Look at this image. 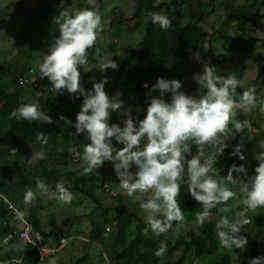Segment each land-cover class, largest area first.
I'll list each match as a JSON object with an SVG mask.
<instances>
[{"label": "clouds", "instance_id": "clouds-1", "mask_svg": "<svg viewBox=\"0 0 264 264\" xmlns=\"http://www.w3.org/2000/svg\"><path fill=\"white\" fill-rule=\"evenodd\" d=\"M150 16L152 23L158 24L162 31L172 27V21L166 15L152 12ZM53 23L58 25L59 34L47 53H43V62L39 69L31 68L39 71L40 79L47 78L50 81L52 85L50 89L56 95L67 90L76 99L83 97L74 124L67 117L60 116V121L76 129L75 135L87 134L89 143L84 145L81 157L83 173L98 170L105 162H110L119 180V187L128 197L135 196L140 200V208L145 214L147 225L145 234L150 229L156 236L168 233L173 229L174 223L177 231L186 227L185 216L177 199L180 194V182L183 181L185 174L188 178V191L202 208V211L196 214V220L200 225L211 219L212 209L219 205H227L229 200L237 197V193L229 185H236L239 182L243 207L236 213L234 220L222 216L215 224V234L222 247L245 250L248 238L241 235V228L251 222L247 214L264 207V154L256 157L259 165L255 166L254 170L250 171L243 164L240 166L234 164L227 176L220 175L213 168V160L217 155L215 151L210 153L203 163L201 157L209 146L218 148L219 155H222L228 147L222 137L230 135V138L234 139L235 135L242 133L244 129L252 130L250 121L236 119V109L243 107L251 110L255 106V89L248 88L238 93L237 88L241 86L242 81L234 74L227 77L218 76L215 67L204 64L203 72L195 73L193 77L199 86L197 95H189L182 91L181 81L185 78L179 81L160 77L151 88L144 84L143 87L148 89L146 115L136 121L132 115L133 108L126 105L120 93L110 96L106 91L108 77L93 83L91 91L83 87L80 69L85 70L89 66V49L96 45L98 39H103L102 16L99 10L84 8L72 13L62 11L54 17ZM202 48L205 52L210 49L207 43ZM99 55L100 50L97 48L96 56ZM118 67L113 59L103 58L100 60L98 70L106 72L108 69L118 70ZM16 85L18 87L17 83ZM155 93L158 95H154ZM166 94L171 95L170 101L165 99ZM261 111H264V107ZM112 113L124 117L121 122L123 126L110 123ZM10 117L17 120L41 121L48 125L54 123L53 119L34 103L23 104L13 109ZM230 122L234 124L235 132L230 133L228 127ZM113 141L123 147L117 149ZM193 144L196 147L195 155L192 153ZM243 147L242 140L233 151V156H238L241 161L246 159L242 152ZM17 153V149L11 148L12 155ZM43 159L44 154L41 152L32 155L28 162L31 165ZM133 166L135 172L132 171ZM249 173L255 174L250 176ZM241 174L247 179H241ZM36 183L38 190L47 191L44 181L37 179ZM105 185L113 194L107 192ZM103 189L108 196L115 198V192L109 183L105 182ZM0 193L13 203L6 191L0 189ZM149 193L151 195H148ZM35 198V193L29 189L24 196L25 205L31 204ZM55 198L62 204H67L71 203L74 196L63 182H57ZM1 205L5 211L3 197L0 198ZM218 211L228 213L230 208L219 207ZM0 219L2 222L0 227L4 228L5 233L4 238L2 237L5 246L15 241L23 244V251L15 257L9 259L0 257V262L5 264H23V257L29 246L38 250L39 264H58L53 258L59 256L71 239L92 243L79 234L64 238L59 243L53 242L51 238L43 235V230L35 226L32 217L34 228L41 233L46 245L59 247L66 241L62 249L42 261L37 247L16 238L6 241L10 229L3 225L5 214L0 216ZM104 243L103 240L102 244ZM166 250L167 245L161 242L155 255L163 257ZM107 262L110 264L108 258ZM249 264H264V256L250 259Z\"/></svg>", "mask_w": 264, "mask_h": 264}, {"label": "trees", "instance_id": "trees-1", "mask_svg": "<svg viewBox=\"0 0 264 264\" xmlns=\"http://www.w3.org/2000/svg\"><path fill=\"white\" fill-rule=\"evenodd\" d=\"M174 2L170 3H157V0H136V5L134 7L133 14L130 18H127L121 9L115 10L116 13V24L124 25L127 28V34L129 35L132 31L131 24L128 22L131 18L137 20V24L142 22L143 18H146L145 23V34L141 42L138 44L139 50L132 52L129 51L121 59L120 66L118 70L110 69L104 76L97 77L92 83L83 86L86 90L91 91L93 83L100 82L105 77L109 78V83L105 85L106 91L110 96H115L120 93L123 100L134 99V109L133 118L136 120L138 116L137 113H143L146 115L147 110V90L143 87L144 84L149 86L155 84L157 79L166 76L171 71H177L181 66H183L187 60V57L192 52H199L200 56L204 59H210L212 64L210 66L216 68L218 60L221 58H216L214 52V39L219 34L221 38L227 43L226 51L230 53L231 56L242 55L249 56L252 55L255 50L262 45V50L259 51L255 56V61L259 70V76L257 78V83L260 86H264V41L256 37H251L248 39H237L231 38L220 32L210 33L202 25L201 22L204 18L203 13L200 15L192 14L189 17H179L173 12ZM177 4V2H176ZM97 9V5H95ZM101 8V6H100ZM40 13L35 16L28 24L24 31L17 37V42L22 44L30 39H35L38 42V47H42L44 50L41 52L40 57L43 58V53H47L49 47L54 43L56 37L59 34L58 25L53 23L54 17L58 16L62 10H54L49 5L41 6ZM159 12L166 15L172 21V27L167 31H162L158 24H153L151 20L150 13ZM133 20V21H135ZM132 21V22H133ZM129 24V25H128ZM24 40V41H21ZM207 43L209 45V50L205 52L203 50V45ZM112 46V41H108V47ZM98 47L94 46L88 51L89 62L93 58V54L96 52ZM217 60V61H216ZM216 63V64H215ZM241 64V63H240ZM240 69L233 68L232 71L237 75L245 73V66L238 67ZM29 69L28 65H24L17 71L20 74L25 73ZM185 70L177 75L176 80L181 81L184 78ZM231 71V70H230ZM231 71V72H232ZM13 93H9L4 86H0V117L2 120V125L0 129L5 132L0 136V149L3 152L10 154L9 161L0 162V184L8 185V182L15 181L21 186L22 194L14 195L13 192H7L11 201L18 205L21 209H28L31 211L28 205L24 203L25 193L28 188H32L31 191L35 193L37 188V179L44 181L46 186L56 185L57 182H63L66 185L71 184L69 188L73 191H81L84 196L94 199L99 202L98 198L95 196L93 191L94 187L97 186L96 183L90 190H87L83 185H79L76 181L74 184V179H76L80 168L75 167L71 164L70 156L66 153L62 147L61 142L68 146L84 147L85 144L89 143L87 139V134L75 135L76 129L70 124H66L60 121V116L63 115L70 119L73 124L75 123L76 116L79 113L82 103H70V98L72 95H65L63 93L56 95L54 92L48 94L46 97L34 98L32 102H26L23 99L24 90L17 88ZM244 87L241 85L237 88L238 93L244 91ZM158 95V94H157ZM83 101V100H82ZM37 104L41 111L48 114L54 121L53 124H44L41 121H26L17 120L10 117L13 109L19 108L23 104ZM138 109V110H137ZM262 137L264 138V132L260 129ZM45 140L47 141L45 143ZM191 143V142H190ZM258 144V142H256ZM114 147L120 149L123 145L113 141ZM253 144V152H256L259 148ZM11 148L18 150L16 155L11 154ZM31 149H40L38 153L44 154V159L39 160L34 164H29V153ZM212 147L209 146L206 149L208 154L212 151ZM258 148V149H257ZM245 149V146H244ZM217 153L216 157L219 158V150H215ZM259 152V150H258ZM193 155L196 154V147L192 146ZM223 153H228L224 150ZM201 157V162L206 160V156ZM45 157L51 159L54 165L47 163ZM191 159V157H188ZM221 161H217V164ZM73 163V162H72ZM252 166V165H251ZM249 167V170H254V167ZM220 175L225 176L228 174L227 170H222L218 167L216 170ZM97 181H100L99 187H103V184L107 182L106 178H101L94 176ZM13 179V180H12ZM81 182L85 185L89 182V179L81 178ZM78 184V185H77ZM180 194L177 197L180 207L184 215L196 214L202 211L201 205L198 204L190 195L188 191V178L185 174L183 181L180 182ZM79 187L80 189H78ZM13 195L15 198H13ZM98 205L100 203H97ZM219 207V206H218ZM213 209L215 212L218 210ZM114 217L110 218L105 214V218L101 221L94 220L92 215H87L90 218L91 233L90 237L93 241H103L102 235L106 231L107 225L116 222V246L113 247L111 252L113 253L110 257V264H159V259L155 252L160 246L161 240L166 234L160 236H155L156 241L153 237L152 231L145 234V228L147 225L143 223L142 219L138 216V211L131 212L128 209L122 210L117 206L111 208ZM109 212V211H108ZM5 211L3 206H0V216L4 215ZM81 216L65 218L62 222H58L51 219L49 226L51 230L49 232L43 231V235L46 238H51L53 242L59 243L62 239L68 238L72 235L73 222L79 220ZM196 220V218L194 219ZM264 220V218H263ZM197 221V220H196ZM35 226L39 228V223L34 220ZM175 224V223H174ZM200 231L198 233H192L188 239L181 238L175 244L174 250L179 247H183L179 258L170 264H185L188 256L193 254L196 257L213 256L218 253L221 249V245L215 234V224L211 221H205L203 225H200ZM133 230L132 235L134 237L129 239V243L123 248L121 244L123 240L130 232ZM4 228L0 227V238L5 234ZM241 235L248 238V244L246 249H248L254 258L264 256L262 248L264 247V235L258 240L251 239L250 234H248L246 229L241 228ZM153 237V238H152ZM158 237V238H157ZM169 239V238H168ZM167 239L168 244H171ZM116 249L119 251L116 252ZM110 252V253H111ZM169 254V253H167ZM5 259L11 258L10 253H5ZM39 252L36 248L29 246L23 257V264H39ZM89 260L88 255L78 257L77 261L69 262L72 264H85ZM230 257L224 255L221 262L217 264H229ZM167 264V263H166ZM169 264V263H168Z\"/></svg>", "mask_w": 264, "mask_h": 264}, {"label": "rangeland", "instance_id": "rangeland-1", "mask_svg": "<svg viewBox=\"0 0 264 264\" xmlns=\"http://www.w3.org/2000/svg\"><path fill=\"white\" fill-rule=\"evenodd\" d=\"M171 1L174 2L173 5L176 6V2H181L182 0H157V3H169ZM200 3L201 5H204L201 11L198 13L199 15L201 13L204 15L201 25L210 33L220 32L221 34L229 36L233 39H248L251 37H256L261 41H264V0H200V2L197 4ZM45 4L51 6V8L54 10H62L69 13H72L78 9L96 8L95 5H97V9L102 16L101 35L103 39H98L95 45L100 50L99 57L96 56L95 52L93 54L92 60L89 62V66L85 70L80 69L83 86L92 83L97 77L104 76L110 70L108 69L106 72H101L98 70L101 59H113L120 66L122 57L126 55L128 51L133 49L132 52H135L139 49L138 44L141 42L145 34V23L147 22L146 18H143L142 22L137 24V27V20L133 18L128 20L132 28L131 37L130 35L127 36V28L124 25L120 26L116 24L115 10L117 11V9H121L125 16L130 18L133 14L136 0H0V86L6 87L7 91L12 92L13 90H18L16 79L19 74L17 71L19 68L21 69L22 66L28 65L29 68L34 67L39 69V65L43 62V58L40 57V54L44 49L39 47L36 50L38 47V42L35 39H30L29 41H26L22 44L18 43L16 40L17 37L27 27V24L40 13L41 6ZM201 5H198V7H201ZM176 11L177 9L175 7L173 12L175 13ZM182 15L183 10L180 9L179 17ZM216 35L217 36L214 39V52L216 58L222 57L224 59L223 62H218V64L215 63L217 65L216 75L227 77L229 74H234L239 80L242 81L241 85H244V89L254 88L256 94V103L250 111L253 110L255 113H258L261 108L264 107V86H260V83H257L258 81L256 78L259 76V70L255 61V56L259 51L262 50V45H260L252 55H238V57L231 56L230 53L226 51L227 43L221 38L219 34L216 33ZM114 40H116V42H114ZM108 41H112L111 47H108ZM197 53L198 55H196ZM204 64L211 65L212 61L210 59L202 58L199 52H192L188 55L185 64L177 71H171L166 76V79L176 80L177 75L183 72L182 70L186 69L184 74L185 79L181 81L183 85L182 91L189 95H197L199 86L194 81L193 77L195 73L203 72ZM240 65L245 66V73L243 74L242 79L240 74L237 75L232 71L233 68L240 69L238 68ZM20 74H22L21 71ZM153 85L155 84L150 85L149 88H151ZM24 93L30 96L28 92L25 91ZM62 93L65 95H70L67 90H64ZM157 94L158 93H155L154 95ZM260 97H263V100H261ZM165 99L170 101L171 96L166 94ZM82 100L83 97L76 99L72 95L70 98V103H82ZM131 100L133 106L128 100L125 99L124 101L126 102L127 106H131L134 109L135 101L134 99ZM262 101L263 104H261ZM250 111H247V109L243 107L236 109V119L242 121L246 115H252V112ZM137 114L138 116L136 117V121L145 117V114L143 115L142 112ZM260 116H262V118L260 117V119H257L256 122H259V126L264 128V111L261 112ZM123 119L124 117H121L118 113H112L110 123L121 124V126H123L121 123ZM2 120L3 119L0 117V126L2 125ZM252 120H255V117H253ZM228 127L230 133L235 132L233 123L230 122ZM252 130H254L253 127ZM4 132V130L0 129V136ZM253 133L258 135V137H262L260 131L256 130ZM245 134L246 133L242 135V133H238V135H235V139L236 136H239L241 137L240 140L245 142L248 138L245 136ZM223 138L224 137H222V139ZM224 139V143H227L228 145V147L225 149L228 151V153L219 155L221 161L218 164L217 161H219V158L215 157L213 160V168L217 170L219 167L222 170L229 171L232 165L235 164L239 166V157L233 156V151L235 146L239 144L240 141H234V139L230 138V135L225 136ZM249 139L251 140V136ZM257 141L258 144L256 146L259 148L257 149L260 152L258 155L257 152H252V157H249L244 148L242 149V152L244 156L247 154L245 160L250 158L249 162H251V164L259 165V161L256 159V157L264 154V138H258ZM232 142H234L233 145ZM60 144L61 149L63 147L64 151L69 154L71 164H74L75 167L80 168V172H78L76 179L73 180L74 184H76V181H78L79 185H83V187H85L87 190H90L96 183L97 186L94 187L93 191L99 202L84 196L81 191L71 190L69 188L71 184H68V181L64 186L71 193H73L74 198L71 203L67 204H62L55 198V184L53 186H47L46 192L35 189L36 198L28 206L30 207L31 205L30 209L33 213V219L39 223V228L41 230H45L47 232L51 230V227L49 226L51 219L62 222L65 218L81 216L79 220H75L73 222V225L71 226L72 233L75 234L76 230L80 231L81 228L83 233L80 232L79 235L88 237V234H90L89 230L91 231V220L87 217V215L91 214L93 219L97 221L104 219L106 217L105 214L112 218L114 217V213H112L113 211L111 208L114 206H117L122 210L128 209L131 212H136L137 210L138 216L145 219V214L140 208V200L136 199L135 196L128 197L126 192L119 187V180L116 177L113 165L110 162H105V164L98 170H93L90 173L84 174L81 167V157L84 147L68 146L63 142ZM211 149L212 151L210 153L218 150V148ZM29 150H31V152L28 154L29 158L40 151V149L37 148L35 150L29 148ZM209 154L208 152H205L204 155L206 156V160L208 159ZM9 155L10 154L3 152L0 149V162L9 161ZM113 155H115V152ZM202 157L204 159V156ZM45 159L47 163L51 162V159L47 157H45ZM240 162L242 163L243 161L240 160ZM51 164L54 165V162H51ZM245 167L249 168V166ZM132 171H136L135 166H133ZM94 176L106 178L105 180H107V183L111 185V188L115 192V198L108 196L103 187L98 186L100 181H97L96 178L94 179ZM81 178L89 179V182L85 185L81 182ZM14 180L8 182V185L0 184V189L6 192H13V194L15 193L14 195L22 194V190L24 189L19 186L17 182L14 185ZM32 188L33 187L28 188V190H32ZM77 188L80 189L79 187ZM14 195L13 198H15ZM148 195H151V193ZM241 200L242 196H237L235 199L229 200L227 205H223L222 207L227 206L230 208L228 213L231 214L232 211L236 209L241 203ZM97 203L100 204L98 205ZM217 212L219 211L217 210L215 213ZM196 214L190 215L191 221L196 218ZM187 219H189V216ZM1 223L2 222L0 219V224ZM250 224L251 222L246 225L249 226ZM246 225L245 229L247 228ZM261 227L264 229V223H262ZM246 230L248 231L250 228H247ZM199 231L200 226H198L197 223L193 224V222H190L186 224V227L180 229L179 231L175 229L173 232L167 233L165 238H169L168 240L171 244L167 245L165 255L159 259V264H170L175 262L183 251V247H178L177 250H174L177 241L182 237L188 239L190 236H192V233H198ZM252 236L255 238V236H258V234L252 233ZM131 237L133 238L134 235ZM153 237L156 240L154 234ZM105 239L106 241H104V244L81 243L78 242L77 239H71L65 249L59 254L58 264H70L69 262L71 261V257L75 256L73 260V262H75L77 261L78 257L80 258L84 255L89 256V260H87L85 264H108L107 258L109 262H111L110 257L113 254L111 252L112 250L110 249L116 246L114 243V241H116V235L114 232H111L108 234V236H106ZM125 239L127 240V243H129L130 237ZM159 240L160 239H157L156 241ZM11 244L12 242L5 246L2 239L0 238V247L5 246V248L8 249ZM124 246L122 245L119 248H123ZM117 251H119V249H116V252ZM230 252H232L233 256L232 264H249V260L254 258L248 249L241 251L240 249L231 248ZM2 253H4V250L0 251V254ZM104 253H108V255L105 256ZM167 253H169V255H167ZM224 255H227V252L224 250V247L221 246L220 251L213 256L196 257L194 255H190L188 256L185 264H217L221 262Z\"/></svg>", "mask_w": 264, "mask_h": 264}, {"label": "crops", "instance_id": "crops-1", "mask_svg": "<svg viewBox=\"0 0 264 264\" xmlns=\"http://www.w3.org/2000/svg\"><path fill=\"white\" fill-rule=\"evenodd\" d=\"M189 1L190 0H182L181 2H177V5L176 6H174V8L176 7V9H177V11L175 12L176 13V15L177 16H179V10L180 9H182L183 10V15H182V17H189V16H191L193 13L194 14H197V13H199L200 11H201V9H202V7L204 6L203 4L201 5V3L200 4H194L192 7L190 6V3H189ZM172 2V1H171ZM170 3V2H169ZM198 5H201V7H198ZM182 6V7H181ZM187 9H188V11H187ZM130 35V37L132 36V33H130L129 34ZM128 34H127V36H129ZM128 40V39H127ZM128 41H130V40H128ZM130 49V48H129ZM126 50V49H125ZM128 50V49H127ZM258 78V77H257ZM256 78V79H257ZM243 87H244V85H242ZM18 88V87H17ZM9 93H13V92H15V90H13L12 92H10V91H8ZM169 96H171L170 94H168ZM261 98V100H263V97H260ZM23 99L26 101V102H32L33 100H35L33 97H31V96H28V95H26L25 93H24V95H23ZM129 102H130V104H132V106H133V103L129 100V99H127ZM261 104H263V101L261 102ZM262 107V106H261ZM247 111H248V109H247ZM250 111V110H249ZM245 112V111H244ZM250 112H252V115H250V116H245V118L244 119H242V120H248V121H250L251 122V128L253 127V129L254 130H251L250 132H249V130H247V128L245 129V130H243V132H242V135L244 134V133H246L245 134V136H247L248 138H247V141H243V143H244V146H245V151L247 152V154H248V156L249 157H252V152H253V144L255 143V144H257L256 142H258L257 140H258V135H255L253 132L254 131H260V129L264 132V128L263 127H260L259 126V122H256V120L258 119H260V117L262 118V116H260V114H261V110L258 112V113H255L253 110L252 111H250ZM246 113V112H245ZM248 114V113H247ZM249 115V114H248ZM253 117H255V120H252V118ZM232 128V127H231ZM237 135H238V133H237ZM251 136V140L249 139V137ZM225 138V137H224ZM223 138V140H225ZM240 138L241 137H237L236 136V139L234 138V141H240L241 142V140H240ZM239 142V143H240ZM234 144V142H232V145ZM244 148V147H243ZM257 152V155L260 153V152H258V150L256 151ZM247 154L245 155V158L247 157ZM250 159V158H249ZM249 159H247V160H243V162L241 163L240 162V159L238 158V162H239V166L240 165H244V166H253V167H255V166H257L258 167V164H251V162H249ZM251 166V167H252ZM249 171V170H248ZM255 173H249V175L250 176H252V175H254ZM241 179H243V176H242V174H241ZM231 186V188H232V190L233 191H235L236 193H237V196H241V194H240V192H239V182H237V184L236 185H229V187ZM18 206V205H17ZM223 205H220V207H222ZM243 207V205L240 203L238 206H237V208L236 209H234L233 211H232V213L230 214V213H226V214H224V213H220V212H217V213H215V211L212 209V217H211V219L210 220H206V221H211V222H214V224H216V222L220 219V218H222V216H224V215H227V217L230 219V220H234L235 219V217H236V213L237 212H239V211H241V208ZM218 209H219V207H218ZM31 212V211H30ZM33 213L31 212V215H32ZM189 216V215H188ZM187 215H185V224H188V223H190V222H193V224L194 223H197L198 224V226H200V224L196 221V220H194L193 219V221H191L190 220V216H189V219H187V217H188ZM247 216H248V218L250 219V221H251V224L249 225V226H247V228H250V230H248L247 232H248V234H250V236H251V239H253V240H256V239H258V240H260L262 237H263V235H264V229L261 227V225H262V223H264V220H263V218H264V207H262V208H258L255 212H249L248 214H247ZM33 217V216H32ZM141 219H142V221H143V223H145V219H143L142 217H140ZM217 219V220H216ZM188 221V222H187ZM115 226H116V222L114 223H112V224H109V225H107V228H106V231L104 232V234L102 235V237L103 238H105L106 236H108V234L109 233H111V232H114L115 233V235H116V228H115ZM201 227V226H200ZM242 228L243 229H245V225L244 226H242ZM246 228V229H247ZM175 230V224L173 225V229L172 230H170L168 233H171V232H173ZM80 232L81 233H83V231L81 230V228H80V231L78 230H76V233L75 234H80ZM132 232H133V230H131L130 232H129V234L125 237V238H127V237H131L132 236ZM148 232H150V231H148ZM89 233H91V231L89 230ZM252 233H257L258 234V236H255V238H253V236H252ZM4 236H5V234L3 235V238H4ZM84 236V235H83ZM84 237H86V236H84ZM123 239V240H121V241H123V243L121 244V246L123 245H126V244H128L127 243V240L126 239ZM1 239H2V237H1ZM86 239H89V240H91V242L92 243H94V241H93V239H91V237H90V234H88V237H86ZM131 239H132V237H131ZM130 239V240H131ZM163 239L164 240H161L162 242H164L166 245H168V242H167V239L165 238V237H163ZM104 241H106L105 239H104ZM78 242H81V241H78ZM98 242L100 243V244H102V242L100 241V240H97L96 242H95V244H98ZM81 243H84V242H81ZM170 245V244H169ZM1 250H4V253H2V254H0V257H4L5 256V253H7V252H9L10 253V256L11 257H15L17 254H19V253H21L22 251H23V244L22 243H20V242H12V244L8 247V249L7 248H0V251ZM224 250L227 252V255L230 257V263L229 264H232V262H233V256H232V252H230L231 251V248H224ZM262 251L264 252V247L262 248ZM167 255H169V254H167ZM193 254H191V256H192ZM74 258H75V256L74 257H71L70 258V262H73V260H74ZM53 259H55V260H57V262L59 261V256L57 257L56 256V258H53ZM52 259V260H53ZM70 264H72V263H70Z\"/></svg>", "mask_w": 264, "mask_h": 264}, {"label": "built area", "instance_id": "built-area-1", "mask_svg": "<svg viewBox=\"0 0 264 264\" xmlns=\"http://www.w3.org/2000/svg\"><path fill=\"white\" fill-rule=\"evenodd\" d=\"M200 0H190V6L199 3ZM218 62H222L220 58ZM18 87L28 92L34 98L46 97L48 94L52 93L51 83L47 78L40 79V73L34 68H30L25 74L19 75L17 78ZM246 180L247 177L243 176ZM107 192H110L109 187L105 185ZM113 194V192H110ZM3 197L5 209V220L3 225L10 229L9 235L6 241L13 238L22 240L27 244L33 245L40 250L41 259L44 261L48 256L54 255L60 249L63 248L66 241L63 242L59 247H49L48 244L43 241V237L40 232L36 231L34 228L33 220L28 209H21L11 203L8 198L4 197L0 193V198ZM13 262H19L13 260ZM0 264H5L0 262Z\"/></svg>", "mask_w": 264, "mask_h": 264}]
</instances>
